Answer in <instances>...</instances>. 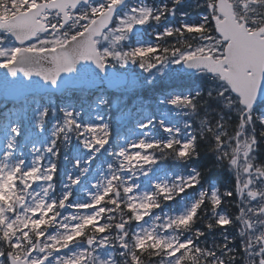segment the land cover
I'll use <instances>...</instances> for the list:
<instances>
[{
	"label": "snow or ice",
	"instance_id": "snow-or-ice-1",
	"mask_svg": "<svg viewBox=\"0 0 264 264\" xmlns=\"http://www.w3.org/2000/svg\"><path fill=\"white\" fill-rule=\"evenodd\" d=\"M124 3L125 0H104L100 4H92L91 0H0V30L14 35L20 45L10 52L0 50V58L6 57L0 68L15 75L18 62L48 61L49 67L40 69L37 74L53 84L61 73L70 72L78 60L94 61L102 70L109 62H139L142 68L151 70L172 60L215 74L223 85L218 95L226 98V104L235 102L239 106L241 119L232 134L226 133L223 123L215 130L209 127L207 132L215 139L222 158L237 170L235 193L241 198L256 200L259 197L264 201V190L254 189L255 184H264V167L254 166L251 162L250 152L255 139L245 135L246 126L253 120L251 110L264 108V103H256L264 97V0H205L204 7L209 14L201 24H182L178 28L165 29L157 36L158 41L175 37V44L135 47L131 51L120 45L134 27L149 21L160 23L165 16H175V6L183 0H172L171 8L132 7L128 15L117 16L118 7ZM192 41H196L195 46ZM30 74V71L25 72V75ZM172 103L191 107L194 102L176 99ZM67 116L66 126L60 128L58 134L80 128L71 119V113ZM80 135L85 137L84 147L89 150L97 146L103 148L108 143L109 133L104 126L85 128ZM157 150L183 159L194 154L195 141L181 144L170 140L161 144L141 140L133 143L129 150L118 153V171L104 184L96 186L92 202L73 206L78 213L84 214L63 218L60 210L66 207L69 196L65 195L58 202H47L55 166L48 168L43 176L39 167L27 172H22L20 165L0 168V189L6 190V197L12 193L6 202H0V259H4L5 264H48L53 253L68 249L83 239L88 246L86 249L80 250L79 254L57 258V264H97L93 252L97 245L100 248L118 246L123 250L121 255L127 257L126 264H144L145 254L159 257L156 264H230L235 259L231 253H226L222 259L215 252L196 245L195 240L203 235L198 230L191 239H179V234L189 230L205 209L211 207L215 211L221 206L222 199L216 191L201 192L186 215L167 219L158 226L159 232L145 230L129 234L128 226L143 221L160 208L161 198L172 200L195 187L199 180L198 176H193L172 187L156 184L154 194L133 195L134 187L125 183L120 173L126 171L134 176L155 164ZM41 179L49 182V188L42 194L31 192L32 185ZM78 183L79 180L72 181L73 185ZM124 209H127V216L123 214ZM113 213L120 214L114 224L110 223L116 220ZM236 219L243 225L241 236L251 234L244 251L259 246L255 255L264 254V233L255 234V229L264 225V205L247 207ZM231 222L224 215L215 218L219 227ZM50 227L56 228L58 234L49 235ZM169 232L173 235H163ZM226 247L224 245L220 250L224 251ZM249 264H252L251 260ZM258 264H264V258H260Z\"/></svg>",
	"mask_w": 264,
	"mask_h": 264
},
{
	"label": "rangeland",
	"instance_id": "rangeland-1",
	"mask_svg": "<svg viewBox=\"0 0 264 264\" xmlns=\"http://www.w3.org/2000/svg\"><path fill=\"white\" fill-rule=\"evenodd\" d=\"M103 2L104 1L95 2L92 4H100ZM167 67L168 65L164 64L161 68H157L150 73L141 72V74L146 75V79L150 82V85L155 84V79L158 77H164L165 81L169 82H178L181 80L187 82L189 80L187 77L181 78V75L176 71V66H172L166 70ZM136 83V80L129 79V84L127 86L129 87L128 91L131 90ZM209 83V81L203 82L205 86ZM222 88V83L218 79H215L212 81L209 90L212 94L214 93V95L219 96L218 93ZM97 92L98 91L85 93L80 97V100L75 99L68 94L70 92L65 93V98L63 100L55 101V99H53L52 101H47L43 104H37L38 100L30 102L25 100L22 102L24 106L21 105L15 107L21 112L9 113L6 111L5 114L7 118L5 120H0V168L11 169L8 161L11 147V131L14 133L20 131L18 120L20 117L23 120L24 127V135L21 138V146H23V148L18 150L19 156L14 160V165H20L22 172H27L34 167H39L41 168V176H43L48 168L54 166L52 161L53 157H55L57 152L60 153V166L66 171L62 178V188L64 191L62 192V197L60 199L68 194L69 189L72 187V181L79 180L80 183L77 189L79 196L75 197L71 202H68L70 205L66 204V207L61 210V212H63L61 215L62 218L84 214L78 213L73 206L92 202L91 198L97 192L96 186L104 184L110 179L114 172L118 171L120 163L118 153L120 151L129 150L133 143H137L141 140H144L145 142H153L157 140V142H160L165 139L166 143L170 140H177L182 144L188 142L189 139V132H185L184 130L186 125H192L193 112L187 114L186 117L190 119L188 122L175 118L174 116L177 113L176 105L173 104L172 101H169V99H173L174 95H177L178 99L179 95L175 94L177 91L169 90L165 97L159 98L151 96L157 99V107H161L155 109L156 114H152L147 106L140 105L139 101L132 103L131 107L125 109L123 107L120 108L119 104L116 101H113L107 108L111 113L117 110L116 118H110V121L116 123L113 134V139L115 141L114 148L109 143V138L108 143L103 148H99V146L93 150L85 148V137L80 135V132L83 129L101 126L106 127V129L109 128L107 118H105L102 113L104 111L102 109V99L104 97L100 95L101 93L98 94ZM222 98L226 99L225 97ZM43 101H46V98L43 99ZM75 101H77V103H75ZM27 102H33L34 104L28 105ZM160 104H162V106H160ZM233 104H235V102L228 105L232 106ZM13 109L14 108H10L9 111H14ZM68 113L72 114L71 119H73L80 128L73 129L71 132L58 134L59 129L66 126V121L69 118L67 116ZM144 125H148V127H144ZM157 126L165 132V136L156 138V135H153L151 128ZM166 128L171 129L172 131L166 132L164 130ZM245 135L247 138H253L249 126H246L245 128ZM54 142L55 146H53ZM106 146L108 147L107 153L114 154V157L116 158L115 163L112 159L107 157V154L105 155L106 152L103 151V149ZM253 146L250 152V158L251 162L256 166L253 161ZM49 148L52 149L51 152L48 151ZM100 152H103L104 154H102L101 158L99 157L95 160V157H97ZM222 159L224 162L228 163L226 158ZM229 170L231 174L235 176L236 183H238L237 170L230 164ZM145 172L147 175L144 174ZM120 175L125 183L134 187L133 195L137 197H142L146 194H154L156 191V184H167L171 187V184L174 183L175 180L178 181L181 178L187 180L191 178V174L181 176L179 174L167 172L166 170L154 169L151 166L146 167L142 171L136 172L134 176L126 171L121 172ZM47 188H49V182L41 179L32 185L30 191L42 194ZM254 189L257 191L264 190V184L257 183L255 184ZM5 191V189H0V196L3 197V201L0 202H6V200L11 197V192H9L8 197H6L4 194ZM240 202V206L243 210L247 207L258 208L264 205V201H261L259 197H257L254 202H251L250 198L240 197ZM191 203H193V201H190L187 206L182 207L179 211H165L161 214L150 215L143 221L137 222L132 228L134 230L131 232L128 227V231L132 234H138L145 230H155V228H159L158 226L162 225L169 218L175 219L180 215H186L191 208ZM123 214L125 216L128 215L124 210ZM113 215L116 216L118 221L120 214L113 213ZM157 217H160V219L157 220ZM48 232H51V235L58 234L56 228L53 230L49 229ZM262 233H264V225L258 226L255 229L256 235ZM165 235L171 236L169 234ZM83 249V247L74 248L69 251V255L79 254V251ZM258 250L259 246L250 248L249 256L251 260H254V257H256V259L264 258V254H261L260 256L255 255ZM250 253L252 254L250 255ZM95 254H97V264H104L103 257L107 255L110 256L108 253L100 254L94 252V255ZM65 257H67L66 254H62L58 258ZM107 263H109V261H107ZM53 264H57V261Z\"/></svg>",
	"mask_w": 264,
	"mask_h": 264
},
{
	"label": "trees",
	"instance_id": "trees-1",
	"mask_svg": "<svg viewBox=\"0 0 264 264\" xmlns=\"http://www.w3.org/2000/svg\"><path fill=\"white\" fill-rule=\"evenodd\" d=\"M204 3L205 0H183V3L176 5L175 12L185 14L189 19H196L199 13H205L207 16L209 10L204 7ZM197 4L201 6L196 7ZM174 38L175 37H167L164 43L175 44L176 41H174ZM193 43L192 41V44ZM161 55L163 54L161 53ZM194 78L197 82L188 81L185 82L186 84H181L182 87L188 89L187 91L192 95V101L194 102L192 110V122L194 123V127L192 129L193 135L191 140L195 141L194 154L180 159L174 155H169L157 150L154 156L157 161L164 162V164L169 166L173 164H187L188 167H193L195 170L194 176H198L199 180L195 187L187 190L191 191L199 186L200 188H205L204 192L209 193L206 187L210 183L215 182L216 192L222 199V204L219 208L215 211H213L211 207L205 209L203 214L197 218L189 230L180 233V238L191 239L195 231L198 230L203 233V235L195 240L197 246L215 252L216 256L222 259L225 258L226 253H231V255H234L235 259L231 261L230 264H249L251 260L249 256L250 249L248 252H245L244 249L245 245L250 243L251 234L246 233L243 237L240 234L241 231H243V225L236 219L240 214V210L238 206V196L235 193V182L228 171V164L223 161L220 150L215 146V139L207 132L209 127L215 130L218 125L223 123L226 133L232 134L240 123L238 111L236 112L235 109L226 104L222 97L208 93L207 90L212 81L215 80L214 77L203 74L196 75ZM204 81H209L210 83L205 86L203 84ZM169 88L170 86L165 85H151L148 88L138 90V94H135L137 91L135 89L130 93V95H132L130 97L135 96L134 98L140 99L141 97L142 99H147ZM173 88H176V86H173ZM106 96L109 100L119 101L121 99V94L119 92H106ZM257 109V107H254L251 113L254 115ZM107 114L109 120L113 118V114L109 112H107ZM111 123L114 124V122L111 121L108 124L112 126ZM251 131L255 139L254 162L258 167H264V125H261L255 117H253L251 123ZM225 193L233 194L225 196ZM163 202L166 201L160 199L161 206L169 204ZM219 213H223L226 218L232 222L224 227L217 226L215 218ZM114 221H110V223ZM208 224H212V227L209 228ZM224 245L227 247L224 251H221L220 248ZM143 259L144 264H156L159 257H148L145 254ZM126 260V256L114 257L115 264H126ZM1 264H5L4 259H1Z\"/></svg>",
	"mask_w": 264,
	"mask_h": 264
},
{
	"label": "water",
	"instance_id": "water-1",
	"mask_svg": "<svg viewBox=\"0 0 264 264\" xmlns=\"http://www.w3.org/2000/svg\"><path fill=\"white\" fill-rule=\"evenodd\" d=\"M124 4L119 6L117 11ZM136 30L133 29L130 34H133ZM6 34L17 43L14 35L7 32ZM48 67V61H39L38 63L18 62L15 75H12L6 68H0V105L20 102L24 97L42 96L46 93L59 94L66 90L76 93L99 89L114 90L125 85V74L115 71L108 65L102 70L94 61L78 60L73 64L70 72H63L57 77L55 84L50 80H45L43 75L37 74L40 69ZM199 70L205 71L208 75L216 76L215 74H209L207 70L190 67L186 63L181 64V71L183 72L192 73ZM26 71H30L31 74L25 75ZM261 100H264V97H261L258 101Z\"/></svg>",
	"mask_w": 264,
	"mask_h": 264
},
{
	"label": "bare ground",
	"instance_id": "bare-ground-1",
	"mask_svg": "<svg viewBox=\"0 0 264 264\" xmlns=\"http://www.w3.org/2000/svg\"><path fill=\"white\" fill-rule=\"evenodd\" d=\"M83 94H85V92H71V96L72 97H74L75 99H81L80 97L83 95ZM54 95H55V98L59 101V100H63L65 97H64V95H65V92H63V93H54ZM38 102L39 103H41V100H38ZM75 103H77V101H75ZM0 108H1V106H0ZM246 235V234H245ZM249 236V235H248ZM247 236V237H248ZM243 237V236H242ZM241 241H243V240H241ZM247 243V242H246ZM239 244V243H238ZM235 246V245H234ZM238 246V245H237ZM242 247V246H241ZM241 247H239V248H241ZM240 251V250H239ZM233 254V253H232ZM243 254V253H242ZM241 254V255H242ZM232 256H234V255H232ZM239 256V255H238ZM241 257V256H240ZM239 259V258H238Z\"/></svg>",
	"mask_w": 264,
	"mask_h": 264
}]
</instances>
